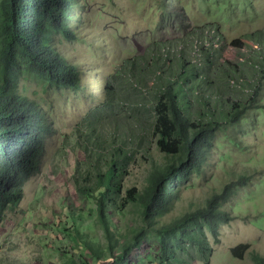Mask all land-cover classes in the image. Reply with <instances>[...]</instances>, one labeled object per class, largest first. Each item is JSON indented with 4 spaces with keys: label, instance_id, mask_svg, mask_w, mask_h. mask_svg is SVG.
<instances>
[{
    "label": "rangeland",
    "instance_id": "374dc122",
    "mask_svg": "<svg viewBox=\"0 0 264 264\" xmlns=\"http://www.w3.org/2000/svg\"><path fill=\"white\" fill-rule=\"evenodd\" d=\"M172 1L76 0L77 38L59 37L55 48L78 67L77 88L22 74L20 93L39 104L50 130L23 198L0 205V264H253L252 254L264 257V0H179L175 8ZM167 56L176 68L164 67ZM181 63L187 74L205 75L203 84L176 81L190 86L194 118L202 111L222 123L232 101L253 107L220 125L201 170L172 183L174 205L155 225L196 212L227 184L248 178L221 206L233 218L220 223L217 237L187 228L202 229L212 248L208 262L188 238L181 248L171 247L172 239L162 246L134 203L114 213L107 208L110 239L99 220L100 190L81 192L95 190L119 150L126 155L122 197L146 186L153 161L164 165L152 106L159 74L177 75ZM240 245L249 248L234 257Z\"/></svg>",
    "mask_w": 264,
    "mask_h": 264
},
{
    "label": "trees",
    "instance_id": "16d2710c",
    "mask_svg": "<svg viewBox=\"0 0 264 264\" xmlns=\"http://www.w3.org/2000/svg\"><path fill=\"white\" fill-rule=\"evenodd\" d=\"M172 2L174 8L179 6V0ZM76 4V0H0V205L2 202L16 205L23 198L25 180L39 170L45 134L50 130L39 104L20 93L22 74L34 76L58 89H76L79 84L78 67L70 64L55 48L59 37L67 41L77 38L73 30L77 18ZM165 6L169 8L167 4ZM163 60L165 68H176L173 57H163ZM180 67L183 71H177V75L159 74V84L155 88L156 101L152 106V136L160 154L166 159L164 165L154 164L153 161L151 165L158 166L149 173L146 186L141 191L128 189L122 197L126 155L119 150V158L115 155L111 160L95 190L84 188L81 192H91L89 197H92L97 189L100 190L99 220L110 239L113 240L114 232L108 221L107 208L111 207L110 212L114 213L134 203L141 206L143 225L159 235L162 246L166 248L167 240L172 239L176 244L171 247L181 248L182 241L188 238L208 262L212 248L205 234L201 235L202 229L190 234L187 228H207L217 237L220 223L233 218L221 206L230 200L238 188L247 184L248 178L241 177L239 181L227 184L196 212L161 228L155 225L174 205L172 183L201 170L209 150L214 148L220 125L234 124L241 114L253 107L247 103L242 108L232 101L230 111L224 112L222 123L213 120V116L208 118L202 111L194 118L191 102L187 101L190 86H176V81L203 84L205 75L199 71L187 74L184 63L177 69ZM246 106H249L248 109ZM135 242L139 245L140 238ZM248 248L249 245H240L233 248L231 253L240 258ZM127 253L125 250L121 255ZM95 254L99 259L100 253ZM252 260L253 264H264V257L259 254H252Z\"/></svg>",
    "mask_w": 264,
    "mask_h": 264
}]
</instances>
